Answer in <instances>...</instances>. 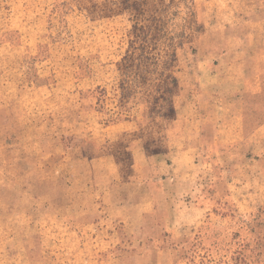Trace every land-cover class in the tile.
Returning <instances> with one entry per match:
<instances>
[{
	"label": "rangeland",
	"instance_id": "obj_1",
	"mask_svg": "<svg viewBox=\"0 0 264 264\" xmlns=\"http://www.w3.org/2000/svg\"><path fill=\"white\" fill-rule=\"evenodd\" d=\"M0 264H264V0H0Z\"/></svg>",
	"mask_w": 264,
	"mask_h": 264
}]
</instances>
